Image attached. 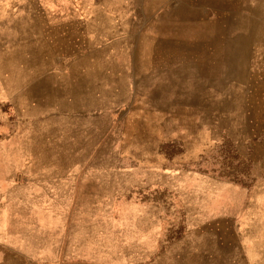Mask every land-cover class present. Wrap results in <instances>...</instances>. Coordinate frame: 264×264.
Returning a JSON list of instances; mask_svg holds the SVG:
<instances>
[{"label":"rangeland","instance_id":"obj_1","mask_svg":"<svg viewBox=\"0 0 264 264\" xmlns=\"http://www.w3.org/2000/svg\"><path fill=\"white\" fill-rule=\"evenodd\" d=\"M231 1L221 2L223 12L214 10L218 3L204 6L199 33L179 20L176 30H190L175 34V46L186 37L185 51L162 50L167 35L160 34L158 55L154 51L156 56L149 58L154 65L142 74L131 70L135 80L129 77L105 98H96L92 115L105 111L110 121L100 123L101 129L94 124L87 137L79 138L73 147L78 159L74 168L110 174L112 187L91 195L97 209L63 211L64 216L94 219L90 228L96 236L88 241L93 253L108 251L105 220L125 219L132 223L128 228L158 235L160 250L168 244L184 250V264H264V0ZM152 4L0 0V65L23 47L38 53L54 45L55 37L71 33L78 34L80 47L86 36L102 38V32L104 40L109 34L111 39L114 34L121 39L147 34L151 10L160 22L182 7L171 1L158 8ZM147 41L137 44L150 48ZM66 43L63 47L72 42ZM121 43L137 47L134 39ZM236 44L239 73L231 65V46ZM14 245L10 248L0 235V264H45L24 258L21 240ZM110 252L117 253L114 242Z\"/></svg>","mask_w":264,"mask_h":264},{"label":"crops","instance_id":"obj_2","mask_svg":"<svg viewBox=\"0 0 264 264\" xmlns=\"http://www.w3.org/2000/svg\"><path fill=\"white\" fill-rule=\"evenodd\" d=\"M168 1L180 2L181 12L168 13L159 22V16L154 17L151 10L147 34V31L135 33L124 39L117 34L111 39L109 34L107 40L103 37L105 32L102 38L85 35L84 45L80 47L78 34L71 33L70 37H55L54 45L38 53L23 47L13 54V59L8 56L1 63L0 235L5 236L10 248L21 240L23 251L19 253L24 258L41 259L45 264H184L181 260L186 256L184 250L174 244L160 250L158 235H145L137 225L128 228L132 223L125 219L120 223L105 220L108 229L103 234L104 245L109 251L110 242H114L117 253L95 254L88 246V241L96 236V230L90 228L94 219L63 213L97 209L98 203L89 201L91 195L110 192L112 187L110 174L74 168L78 159L72 155L73 147L78 146L79 138L87 137L94 124L101 129L100 123L110 121L105 111L92 115L96 111V98H105L112 88H119L120 82L129 77L135 80V74H142L148 65H154L149 58L158 55L160 34L167 35L162 50L172 54L179 48L186 50V37L183 44L175 46V34H186L190 31L186 30L187 26H191L190 32L199 33L198 20L204 16L201 12L204 6L214 8L212 3H218V9L214 10L224 9L223 0H211V4L203 3L204 0H151L152 7L158 8L160 3ZM174 17L178 18L176 22ZM179 20L186 21L182 30L175 29ZM127 39H134L137 47L128 49L127 44L122 45L121 41L126 43ZM68 40L71 46L63 47ZM137 40H149L150 48L141 43L139 46ZM236 45L231 46V65L239 73L240 47ZM221 49L216 45L218 52ZM35 57L42 63L38 65ZM124 57L132 60H123ZM38 114L47 116L38 118ZM78 194L82 199L78 200ZM82 225L85 228L79 229Z\"/></svg>","mask_w":264,"mask_h":264}]
</instances>
